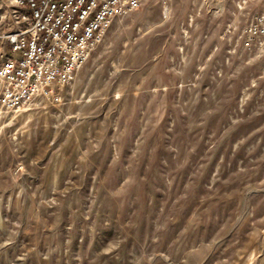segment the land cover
I'll use <instances>...</instances> for the list:
<instances>
[{
    "label": "rangeland",
    "instance_id": "obj_1",
    "mask_svg": "<svg viewBox=\"0 0 264 264\" xmlns=\"http://www.w3.org/2000/svg\"><path fill=\"white\" fill-rule=\"evenodd\" d=\"M263 3L149 0L0 106V264H264Z\"/></svg>",
    "mask_w": 264,
    "mask_h": 264
},
{
    "label": "built area",
    "instance_id": "obj_2",
    "mask_svg": "<svg viewBox=\"0 0 264 264\" xmlns=\"http://www.w3.org/2000/svg\"><path fill=\"white\" fill-rule=\"evenodd\" d=\"M149 0H0V106L20 109L68 85L104 31ZM244 46L264 49V3Z\"/></svg>",
    "mask_w": 264,
    "mask_h": 264
}]
</instances>
